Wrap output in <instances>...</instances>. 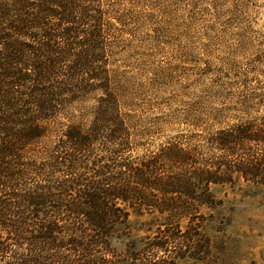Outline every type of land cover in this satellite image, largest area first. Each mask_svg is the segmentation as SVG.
<instances>
[{
	"label": "trees",
	"instance_id": "obj_1",
	"mask_svg": "<svg viewBox=\"0 0 264 264\" xmlns=\"http://www.w3.org/2000/svg\"><path fill=\"white\" fill-rule=\"evenodd\" d=\"M120 22L108 0H0V264H118L110 239L131 207L164 220L152 250L195 257L209 186L234 175L264 185V112L131 159L111 73Z\"/></svg>",
	"mask_w": 264,
	"mask_h": 264
},
{
	"label": "rangeland",
	"instance_id": "obj_2",
	"mask_svg": "<svg viewBox=\"0 0 264 264\" xmlns=\"http://www.w3.org/2000/svg\"><path fill=\"white\" fill-rule=\"evenodd\" d=\"M108 1L121 21L112 31L111 73L134 131L132 160L264 112V0ZM92 104L69 109L60 122ZM209 191L214 202L199 205L192 224L207 240L202 253H156L164 220L131 207L128 229L110 239L118 264H264V185L234 175Z\"/></svg>",
	"mask_w": 264,
	"mask_h": 264
}]
</instances>
